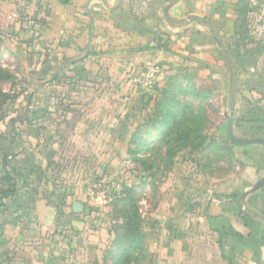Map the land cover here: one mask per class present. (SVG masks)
<instances>
[{
	"label": "rangeland",
	"instance_id": "obj_1",
	"mask_svg": "<svg viewBox=\"0 0 264 264\" xmlns=\"http://www.w3.org/2000/svg\"><path fill=\"white\" fill-rule=\"evenodd\" d=\"M54 20L55 15L41 1L0 0V116L4 114L3 119L0 118V131L4 129V122L19 118L27 108L38 106L40 110L48 106L49 109L52 104L51 97L58 89H54L49 79L57 69L50 63L52 52L47 46V38L53 31L50 24ZM156 62L161 64V61ZM144 69L145 66H139L134 75ZM233 71V80L229 77L228 66L218 72L221 79L217 81L202 76L203 80L199 72L180 74L179 86L187 92L177 94L179 107L174 109L173 115L163 108L166 106V85L172 76L166 78L163 65L152 94H144L134 80L125 82L127 85L122 89L117 78L94 86L103 92L86 104V111L90 110L87 112L89 119L95 126V130H87V133L102 132L95 140L104 138L103 143L90 144L80 130L77 132L76 125H61L67 138L64 145L38 143L35 135L48 138L50 132L42 133L40 129L39 132L33 126L24 128L31 140L19 146L26 148L27 153L16 157L15 162L29 158L35 167V162H41L42 155L48 154L49 150L57 151L59 158L55 157L52 173L47 170L31 179L40 191V199L57 205L59 220L51 224L48 231L42 229L39 222L27 225L26 235L31 234L33 238L28 239L27 235L22 242L36 247L27 243L29 252H39L38 245L33 242L49 241L55 230L54 238H58L59 244L52 242V245L57 258L45 259L52 252H39V256L48 264H77L73 252L78 250L81 234L71 219L78 215L87 222L88 231L104 232L106 248L111 249L102 253L100 262L98 258L95 262L92 259L94 263L168 264L171 254L168 255L166 249L203 248L212 237L200 231L201 206L214 203V200L233 198L241 191L249 190L259 179L255 176V168L260 161L253 157L258 152L233 145L227 134L228 118L235 110L239 120L237 125L235 123V131L239 136H264V124L254 115L255 105L245 101L241 92L244 85L235 78L239 74L234 68ZM62 75L60 72L59 76ZM195 90L205 97L195 98ZM250 90L248 86L246 94L251 96ZM257 92L259 95L260 89ZM232 95L236 99L234 106ZM134 104L142 106L135 109ZM185 107L192 109L191 114L184 110ZM34 110L29 112L28 121L37 116ZM193 116L201 117L202 121L196 125ZM115 117L119 122L133 123L131 127H124L129 131L127 134L134 135L139 129V135L150 143L127 146L115 140L114 131L100 128L102 124H112ZM56 120L61 118L56 117ZM138 120L139 124L149 127L152 122L154 126L137 128ZM182 120H185L184 125ZM195 126L201 127L197 133ZM60 160L61 170L56 172L54 168ZM29 169L27 173L33 168ZM51 178L55 184H51ZM113 182L126 184L127 194L116 195L118 191ZM74 201L85 205L82 212L73 211ZM172 218L179 221L170 222ZM5 250L0 246V254Z\"/></svg>",
	"mask_w": 264,
	"mask_h": 264
},
{
	"label": "crops",
	"instance_id": "obj_2",
	"mask_svg": "<svg viewBox=\"0 0 264 264\" xmlns=\"http://www.w3.org/2000/svg\"><path fill=\"white\" fill-rule=\"evenodd\" d=\"M36 1L47 5L55 15V20L50 24L53 29L52 39L47 46L52 52L50 63L57 69L49 79L52 81L50 84L58 89L51 97L49 109L48 106H43L40 110L38 106L31 108L37 114L34 120L31 119V125L28 121L18 123L22 130L33 126L37 130L41 128L42 133L50 132L48 138L35 135L38 143H67L66 135L60 129L64 123L69 127L76 125L77 132L80 130L84 139L89 140L90 144L96 143L95 138L101 137L102 132L93 135L87 133V130L90 131L95 126L87 113L90 110L86 111L85 108L87 103L103 92L96 90L94 86L117 78L119 88L122 89L127 85L125 82L133 80L134 72L139 66L143 68L155 61H161L165 67L166 78L176 72H199L201 78L203 76L210 81L221 79L218 72H223L228 66L229 77L233 80L231 65L234 64L236 74H239L235 78L244 85L241 92L247 95L249 86L253 99L259 98L264 105V74L251 77L252 73L258 72L257 65L264 69V49L261 52L255 42H252L253 45L247 42L249 37L245 42H238L245 32V28L238 23L244 14L243 7L249 1L250 7L256 6L257 9L264 4V0H71L66 5L57 4L54 0ZM256 14L251 10L247 12L249 21L252 19L254 34ZM115 40L122 49L114 51ZM242 40L243 37L240 41ZM127 43L131 44L128 46ZM133 47L138 50L132 51ZM60 72H63L62 76H59ZM259 89L261 93L258 95ZM231 99L234 106L235 96L232 95ZM141 106L134 104L133 107L139 109ZM56 117L61 120H56ZM114 119L112 124H102L100 128L114 131L115 140L131 145L133 135L127 134L129 131L124 130V127H131L133 123L128 120L119 122L117 117ZM137 122L135 127L138 128L141 122ZM4 124V129L0 132L12 127L10 121ZM28 140H31V136L23 131L20 139L14 143L18 158L23 152L27 153L26 148L19 146L26 145ZM103 142L104 138L101 143ZM236 146L247 150L249 148V152L252 149L254 150L251 152H258L253 157L260 161L255 168V176L259 181L264 177V145ZM49 155L53 156V160L59 159L57 151L49 150L48 154L42 155L41 162H35L36 168L40 166L52 173V166H48ZM10 158L11 156L9 164H14L15 160ZM28 159L21 158L16 162L18 170L25 174L33 162ZM2 170L0 156V246L6 249L0 254V264H35L39 261L41 263L38 264H45L39 252H52L46 255V260L57 258L52 245V242L59 244L58 238H54L57 235L55 230L49 241L33 242L38 245L39 252H29L27 243H30L22 242L27 235L28 239L33 238L31 234L26 235L28 224L39 222L42 229L48 231L51 224L58 223L57 205H50L42 198L41 200L38 188L33 183L25 184L24 176L14 195L4 196L1 189H9L10 186L2 182ZM33 177L36 178V175ZM50 182L53 184L52 178ZM263 188L264 185L242 200L241 197L214 200L207 215L199 213L200 231L209 234L212 240L204 244L203 248L198 245L201 247L199 249H166L168 255L171 254L168 264H264ZM245 191L247 190L241 192ZM179 219L172 218L170 222L177 223ZM71 220L81 234L77 241L78 250L73 252L78 259L77 264H101L94 262L96 258L100 262L102 253L107 252L108 243L103 236L104 232L88 231L87 222L79 215Z\"/></svg>",
	"mask_w": 264,
	"mask_h": 264
},
{
	"label": "trees",
	"instance_id": "obj_3",
	"mask_svg": "<svg viewBox=\"0 0 264 264\" xmlns=\"http://www.w3.org/2000/svg\"><path fill=\"white\" fill-rule=\"evenodd\" d=\"M54 2L57 4L59 3V4L66 5V4L71 3V0H54ZM243 8L245 9L243 11L244 14H243L242 18H239L238 23H240V25H242L245 28V32H243L244 34L241 33V36L243 34V36H242L243 40L240 41L242 39V37H241V38H239L238 42H245L247 37H249V41H247V42H255L257 48L261 52H263L264 45L260 40H258L257 36L254 34V28H253V24L251 21L252 19L249 21L250 18L248 19V15H247V12L249 10H251L252 12L255 11L257 13L260 10V6H258L257 9H256V6L251 8L250 2L248 1L246 6H244ZM42 23H46L45 20H42ZM112 38H114V37L112 36ZM51 39H52V36H50V38H47L48 41H51ZM0 41H1V39H0ZM130 44L131 43H127L128 46ZM120 49H122V46L119 45L117 40H115L114 41V51H118ZM134 50H138V48L134 49V47H133L132 51H134ZM235 53L238 54L237 51ZM229 55L231 56L230 50H229ZM160 65H162V64H160ZM146 68L147 67L145 65V69ZM231 68L232 69L235 68L234 64L231 65ZM257 71H258L257 73H252V76H251L252 78L253 77L256 78L258 76L260 77V75L264 74V69L263 68L260 69L258 65H257ZM180 74L181 73L177 74V72H176V74H172V76L169 77L170 80L167 82V85H166V106L165 107L163 106V108L164 109L166 108L167 113H171V115H173L174 112L176 111L174 109H177L179 107V103L177 102V94L181 93L182 91L187 92V90L181 89V86H179V81L181 80ZM157 84L154 87V90L157 87ZM188 92H189V90H188ZM144 94H152V92H145ZM6 96H8V95H6ZM193 96L195 98L205 97L204 95H201L199 93V91L196 92V90L194 91ZM243 97H244L245 101L247 102V104L248 103H254V105H255L254 106V111H255L254 115L259 117L257 120L262 121L264 124V105H261V102H260L261 100L260 99H254L253 100L250 97H248L247 95H243ZM167 101H168V103H167ZM183 107H184V104H182L181 108H183ZM31 110L32 109L30 107L27 108L26 111L23 112L19 118L12 119L10 121L12 127H10L9 130H6L4 132H0V156H2V164H3V170H2L3 175L1 176V180L4 184H8L10 186L9 189H1V194H3L4 196L14 195L13 193H14V191H17V186H18L19 181H20L22 176H24L23 177L24 183L27 185H30L31 183H33L31 181V179H33L34 175H37L40 172L41 173L46 172V170L42 169L40 166H37V168H36V165L34 167V165L31 164V166L29 168L30 169L33 168V169L31 170V172L28 171V173L25 174V172H22V171L20 172L18 170L19 167L17 166V163L15 161H14L15 162L14 164H9L10 163L9 156H11L10 159H14V160L17 157L16 145H14V143H16L18 141V139H20L21 133L23 132V130H20V125L18 123L27 122L28 121L27 119L29 118V112ZM184 110L186 112L188 111L190 114L192 112V109H190L189 107H185ZM33 113H34V111H33ZM3 117H4V114L0 116L1 119H3ZM193 117L195 118L194 123H196V125L198 124L199 121H202L201 117H198V116H193ZM182 118H183V115H182ZM28 122L31 125V120ZM184 122H185V120H182V122H181L182 125H184ZM238 122H239V120L236 119L235 120L236 125ZM144 126H146V128H149V127H153L154 124L151 122L149 127L147 125H144V124H139L138 128H143ZM195 127H197V126H195ZM18 129L20 131H17ZM200 129H201V127H197V129L195 128L196 133L199 132ZM40 130H41V128H40ZM40 130L38 129L39 132H40ZM140 132H141V130L139 131V129H138V132L133 135L132 144H131L132 146L137 147V146H142V145H148L150 143V140L142 137V135H139ZM257 137H260V136H257ZM261 137L264 138V136H261ZM135 151H137L136 148H135ZM12 152H14V153H12ZM48 157H49L48 166L53 167L54 162H56V161L52 159V157H53L52 155H49ZM8 165H10V168H8ZM61 166H62V162L60 160V163H57V166L54 168V170L56 172L60 171ZM55 182L56 181H53L54 184H55ZM124 187H125V189L122 192H116V195L127 194L128 186L126 184H124ZM241 193L235 197L239 198L241 196ZM62 205L64 206L65 202ZM211 206H212V202L201 206V209H202L201 213L203 215H207ZM237 236L239 238H241V235L239 233L237 234ZM110 250L108 249L107 252H110Z\"/></svg>",
	"mask_w": 264,
	"mask_h": 264
},
{
	"label": "built area",
	"instance_id": "obj_4",
	"mask_svg": "<svg viewBox=\"0 0 264 264\" xmlns=\"http://www.w3.org/2000/svg\"><path fill=\"white\" fill-rule=\"evenodd\" d=\"M255 34L264 45V4L261 5L260 10L257 12L254 19ZM161 72V65L158 62H150L147 68L142 73L134 76L133 80L140 85L144 92H152L154 87L158 83V76ZM113 187L118 191L122 192L123 185L119 182H113Z\"/></svg>",
	"mask_w": 264,
	"mask_h": 264
},
{
	"label": "water",
	"instance_id": "obj_5",
	"mask_svg": "<svg viewBox=\"0 0 264 264\" xmlns=\"http://www.w3.org/2000/svg\"><path fill=\"white\" fill-rule=\"evenodd\" d=\"M235 119H236L235 110H233L230 113V116L228 118V123H227L228 136L233 144L235 145H250V144L264 145V138L262 137H251V138L246 137L245 138V137L238 136L235 133V127H234ZM263 185H264V177L261 178L259 181H257L249 190L243 192L240 196L241 200L244 199L246 195L257 191ZM72 206H73V211L75 213H80L85 208V205L80 201H74Z\"/></svg>",
	"mask_w": 264,
	"mask_h": 264
}]
</instances>
